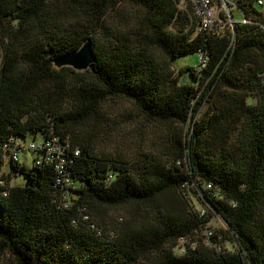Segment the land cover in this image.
Masks as SVG:
<instances>
[{
  "label": "trees",
  "instance_id": "trees-1",
  "mask_svg": "<svg viewBox=\"0 0 264 264\" xmlns=\"http://www.w3.org/2000/svg\"><path fill=\"white\" fill-rule=\"evenodd\" d=\"M235 4L249 23L231 26L222 12L223 28L196 33L179 0H0V147L29 136L69 140L76 182L65 208L53 165L34 164L12 186L0 162V264H264V16L258 0ZM112 15L127 22L111 29ZM85 40L96 56L90 68L53 66ZM193 53L205 65L176 76L175 61ZM184 73L192 83L180 82ZM114 98L168 126L169 144L127 158L98 149L89 129ZM127 205L129 222L99 223L106 208ZM215 215L228 230L211 245L192 239L196 248L173 251Z\"/></svg>",
  "mask_w": 264,
  "mask_h": 264
},
{
  "label": "rangeland",
  "instance_id": "rangeland-1",
  "mask_svg": "<svg viewBox=\"0 0 264 264\" xmlns=\"http://www.w3.org/2000/svg\"><path fill=\"white\" fill-rule=\"evenodd\" d=\"M230 0H212L213 9L217 21L220 22V14L224 11L223 2L229 4ZM264 2V0H262ZM182 6V2L179 4ZM127 6H121L120 12L127 11ZM58 11V8L56 9ZM56 14V13H55ZM234 21L240 20V13L237 9L232 11ZM127 21L116 18L114 15L109 16L105 21V24L113 29V27L122 28L123 24ZM222 22V21H221ZM107 30V29H106ZM99 43L104 44L106 41L103 37L98 40ZM201 58L198 53H193L184 57L177 59L173 65V72L178 76L179 68H196L200 65ZM180 82L192 83L189 75L184 73L180 76ZM211 100H208L202 104L200 110L196 116L197 119L203 117L210 107ZM256 102V99L253 100ZM105 120L96 124L94 127L89 129V132L95 135V141L98 149L109 152V153H120L123 157H132L137 154H151L158 152L164 146L168 145L171 137V131L168 126H157L151 123L149 120L141 116L138 111L126 100L116 99L110 100L104 105ZM41 137L37 138V141H41ZM33 139L29 136L26 138L25 142L30 143ZM97 149V150H98ZM37 154L33 151H25L19 156L20 169L18 172L11 171L10 164L8 161L4 163L3 172L5 174L11 175L12 186L24 185L26 182L25 171L32 168L34 165V159ZM25 169H22V166ZM187 198L190 203L198 210L203 209L200 201L197 199L196 194L186 191ZM132 212V206L127 205L118 208H106L99 216V223L109 224L114 226L118 223H127L130 220ZM93 215H95L93 213ZM213 226L215 227V232L219 233L221 231L227 230V225L222 219L215 218L213 221ZM227 249L232 248V244H225ZM235 248V245L233 244ZM6 264V263H5ZM8 264V263H7Z\"/></svg>",
  "mask_w": 264,
  "mask_h": 264
},
{
  "label": "built area",
  "instance_id": "built-area-1",
  "mask_svg": "<svg viewBox=\"0 0 264 264\" xmlns=\"http://www.w3.org/2000/svg\"><path fill=\"white\" fill-rule=\"evenodd\" d=\"M181 2L183 6L181 8L179 7L181 10H186L187 6H191L193 10L194 16L197 19L196 33L202 31H212L215 28L220 29L227 24L226 22L223 23L221 21H217L212 5V0H179V4ZM258 4L260 6L261 13L264 16V2L262 0H258ZM223 7L225 13L229 16V24L231 26H234V21L231 16V7L226 2H223ZM239 22L249 23L250 21L247 20L244 15H242ZM260 27L261 29H264V24H260ZM200 58V67H202L205 65V60L202 56ZM69 148V140H67L65 144H62L56 136H50L46 139H42L39 142L34 139L30 143H26L24 139L11 138L7 143L3 144L0 147V162L2 161L4 164L6 161H8L11 166L13 162L19 163V156L21 153L25 151L35 152L37 154V157L34 159V164L40 165L42 162H45L54 166V169L57 173L55 185L59 186L58 192H60L62 205L67 208L69 207L70 198H75L72 190H76V182L70 170L71 160L69 159L68 155ZM74 154L78 156L79 150H76ZM206 207L210 208V205L207 203ZM83 210V219L87 220L88 216L85 214L86 209ZM205 211V209L201 210V214L204 215ZM215 218L222 219L227 225L228 230V224L225 222V220L219 215H215L212 220L202 228L201 231H196L193 238L189 236L180 238L173 251L177 255H184L187 253L188 247L192 249L196 248V243L192 242V239L202 240L203 244H205L206 246L211 245V237L216 233L215 227L213 226V221ZM216 248L218 251L221 250V247L216 246Z\"/></svg>",
  "mask_w": 264,
  "mask_h": 264
},
{
  "label": "water",
  "instance_id": "water-1",
  "mask_svg": "<svg viewBox=\"0 0 264 264\" xmlns=\"http://www.w3.org/2000/svg\"><path fill=\"white\" fill-rule=\"evenodd\" d=\"M95 62L96 56L91 41L85 40L77 50L54 59L53 66L57 69L70 67L77 72H84Z\"/></svg>",
  "mask_w": 264,
  "mask_h": 264
},
{
  "label": "crops",
  "instance_id": "crops-1",
  "mask_svg": "<svg viewBox=\"0 0 264 264\" xmlns=\"http://www.w3.org/2000/svg\"><path fill=\"white\" fill-rule=\"evenodd\" d=\"M235 2H236V0H230L228 3L231 5V10L233 11V10H235V9H237L238 10V12L240 13V17H242V12H241V10L237 7V4H235ZM231 11V12H232ZM234 19V18H233ZM241 19V18H240ZM238 21V20H237Z\"/></svg>",
  "mask_w": 264,
  "mask_h": 264
}]
</instances>
